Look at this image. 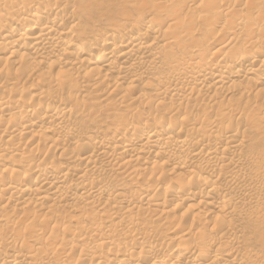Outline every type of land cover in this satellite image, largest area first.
<instances>
[{"label": "bare ground", "instance_id": "obj_1", "mask_svg": "<svg viewBox=\"0 0 264 264\" xmlns=\"http://www.w3.org/2000/svg\"><path fill=\"white\" fill-rule=\"evenodd\" d=\"M117 1L0 0V264H264V0Z\"/></svg>", "mask_w": 264, "mask_h": 264}, {"label": "rangeland", "instance_id": "obj_2", "mask_svg": "<svg viewBox=\"0 0 264 264\" xmlns=\"http://www.w3.org/2000/svg\"><path fill=\"white\" fill-rule=\"evenodd\" d=\"M98 2H103L105 4V7L108 9L104 10L102 13H101V23H102V26H107L112 22L114 21V19L116 18V9L119 7V6H123L124 3H120V1H117V0H97ZM116 4V5H115ZM121 4V5H120ZM117 6V8H116ZM109 7V8H108ZM115 7V9L113 10V8ZM111 8V9H110ZM111 10V11H110ZM113 10V11H112ZM107 11V12H106ZM108 113H104V112H101V113H98L97 116H95V118L92 120L91 124H90V129L91 131L93 132H97L99 131L100 129L102 128H106L109 126V117H108Z\"/></svg>", "mask_w": 264, "mask_h": 264}]
</instances>
